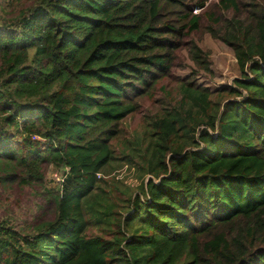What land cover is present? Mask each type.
Here are the masks:
<instances>
[{
	"label": "trees",
	"instance_id": "16d2710c",
	"mask_svg": "<svg viewBox=\"0 0 264 264\" xmlns=\"http://www.w3.org/2000/svg\"><path fill=\"white\" fill-rule=\"evenodd\" d=\"M204 34L240 73L215 94L174 74L182 51L209 72ZM146 100L149 178L110 237L87 236L113 216L97 174ZM49 166L68 169L54 218L0 222V264H264V0H29L1 21L0 187Z\"/></svg>",
	"mask_w": 264,
	"mask_h": 264
},
{
	"label": "rangeland",
	"instance_id": "374dc122",
	"mask_svg": "<svg viewBox=\"0 0 264 264\" xmlns=\"http://www.w3.org/2000/svg\"><path fill=\"white\" fill-rule=\"evenodd\" d=\"M210 1L216 2V0ZM28 4L29 0H0V22L15 15ZM197 41L208 55L210 73L198 70L182 51L179 54L183 59L180 60L182 68L175 71V76L185 79L195 74L197 84L214 94L224 87L231 86L233 80L240 76L232 51L207 34L201 35ZM167 86L176 89L174 84L168 83ZM162 97L160 93L157 95V98L164 100ZM158 112L159 104H152L146 100L142 102V109L139 113L128 116L120 123L121 133L111 142V148L118 160L110 162L104 168L103 171L110 173L109 176L102 174L99 178V188L105 194L99 191L95 194L101 205L110 206L113 216L104 217L105 220L98 225L91 223L86 232L87 236L110 237V229L113 231L116 229L113 220L120 223L123 221L130 208L129 200L141 191L142 181L149 178V176L142 175L141 167H146L145 160L151 158L154 139L151 130L147 128L148 119H144V116L150 118ZM126 164L127 166H123ZM120 166L123 167L120 168ZM57 170L53 166L45 168L43 185L39 187H0L1 224L3 225L2 222L6 220L10 222L15 231L31 234L34 233L38 224L53 220L52 192L57 191V188L52 175ZM100 211L104 212L103 207ZM111 221H113L112 225H109Z\"/></svg>",
	"mask_w": 264,
	"mask_h": 264
},
{
	"label": "built area",
	"instance_id": "2783aa9c",
	"mask_svg": "<svg viewBox=\"0 0 264 264\" xmlns=\"http://www.w3.org/2000/svg\"><path fill=\"white\" fill-rule=\"evenodd\" d=\"M67 174H68V169L62 168L61 170L58 169L52 175V180L54 181L55 186L57 188V192L59 194H61V192H62V188H63L64 181L66 179ZM100 177H101V174H97V178L99 179Z\"/></svg>",
	"mask_w": 264,
	"mask_h": 264
}]
</instances>
